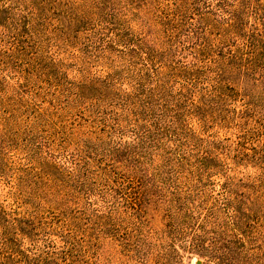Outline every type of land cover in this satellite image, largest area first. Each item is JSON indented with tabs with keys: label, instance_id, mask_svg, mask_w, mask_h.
I'll use <instances>...</instances> for the list:
<instances>
[{
	"label": "rangeland",
	"instance_id": "1",
	"mask_svg": "<svg viewBox=\"0 0 264 264\" xmlns=\"http://www.w3.org/2000/svg\"><path fill=\"white\" fill-rule=\"evenodd\" d=\"M14 16L0 21L3 264H214L209 250L226 247L234 264H264V199L242 202L234 219L222 186L227 173L244 194L258 174L233 156L248 125L239 101L220 107L193 92L188 112V39L153 32L164 82L156 139L139 164L112 162L108 148L131 137L125 118L122 134L111 127L113 92L91 79L114 72L88 47L92 30L109 33L87 20L64 39L57 16L25 33ZM208 149L220 169L199 177L188 158Z\"/></svg>",
	"mask_w": 264,
	"mask_h": 264
},
{
	"label": "trees",
	"instance_id": "2",
	"mask_svg": "<svg viewBox=\"0 0 264 264\" xmlns=\"http://www.w3.org/2000/svg\"><path fill=\"white\" fill-rule=\"evenodd\" d=\"M22 3L0 0V21L18 13L14 20L26 33L32 23L42 27L46 19L57 16L55 31L64 39L85 30L87 20L104 26L109 33L105 39L92 30L88 47L98 49L97 58L103 57L114 72L91 79L92 84L113 92L118 111L113 113L111 127L118 126L122 134L124 129L119 127V121L123 117L131 137L129 141L119 138L108 148L107 156L112 162L121 158L139 164L140 157L155 142L157 97L164 82L160 83L161 57L152 43V35L162 33L169 40L172 35L182 34L183 39H188L185 77L188 112L191 115L196 112L195 93L220 107H226L227 101H239V118L242 125H248L244 131L249 136H239L233 156L251 163L258 174L246 184L244 194H239L230 188L225 172L223 193L233 218L238 216L242 202L250 206L264 199V0H23ZM101 17L104 21H100ZM115 62L119 70L113 68ZM122 83L127 88L120 89ZM114 88L118 91L114 92ZM197 155L192 160L188 158V166L199 177L212 170L218 172L221 163L212 150H201ZM3 239L7 238L0 239V251ZM208 254L214 264L235 262L232 248L210 249Z\"/></svg>",
	"mask_w": 264,
	"mask_h": 264
},
{
	"label": "water",
	"instance_id": "3",
	"mask_svg": "<svg viewBox=\"0 0 264 264\" xmlns=\"http://www.w3.org/2000/svg\"><path fill=\"white\" fill-rule=\"evenodd\" d=\"M194 264H201L199 260H196Z\"/></svg>",
	"mask_w": 264,
	"mask_h": 264
}]
</instances>
